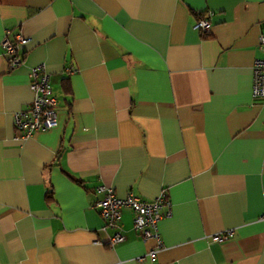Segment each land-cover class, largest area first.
I'll list each match as a JSON object with an SVG mask.
<instances>
[{"label": "crops", "instance_id": "1", "mask_svg": "<svg viewBox=\"0 0 264 264\" xmlns=\"http://www.w3.org/2000/svg\"><path fill=\"white\" fill-rule=\"evenodd\" d=\"M6 33L27 43L11 71L0 46V264H264V0H0ZM38 65L57 125L22 139ZM105 187L164 194L154 259L128 209L92 208Z\"/></svg>", "mask_w": 264, "mask_h": 264}, {"label": "built area", "instance_id": "2", "mask_svg": "<svg viewBox=\"0 0 264 264\" xmlns=\"http://www.w3.org/2000/svg\"><path fill=\"white\" fill-rule=\"evenodd\" d=\"M193 29L206 34L209 24L205 18H198ZM27 43V39L16 36L11 42L7 39V33L1 40L0 46L3 50L6 70L16 69L21 61L18 55V47ZM257 50L263 58L254 59L251 66V97L253 99H264V33H260L257 38ZM70 73V69H65ZM28 89L31 94L29 105L11 115L12 126L16 132L20 133L22 139L29 138L36 131H48L56 127V116L54 112L55 99L51 96L48 85V75L43 65H38L30 69L28 74ZM103 191L102 197L93 203L92 208L96 209L105 227L115 228L121 210L126 208L132 214V230L138 234L142 243L153 241L154 245L146 255L154 259L155 254L161 248L157 234L156 224L170 214L169 203L160 193L158 197L151 201H143L134 197L131 193L122 198L116 197L110 188H100ZM164 208L163 213L160 210ZM232 236L230 230L214 235L213 241H225ZM123 241L120 234L113 235L109 244H116Z\"/></svg>", "mask_w": 264, "mask_h": 264}]
</instances>
